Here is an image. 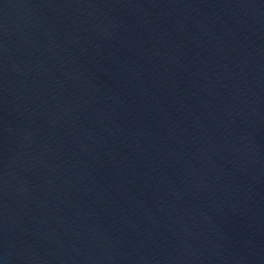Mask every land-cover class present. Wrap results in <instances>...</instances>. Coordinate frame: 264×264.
<instances>
[{"label": "water", "instance_id": "obj_1", "mask_svg": "<svg viewBox=\"0 0 264 264\" xmlns=\"http://www.w3.org/2000/svg\"><path fill=\"white\" fill-rule=\"evenodd\" d=\"M0 264H264V0H0Z\"/></svg>", "mask_w": 264, "mask_h": 264}]
</instances>
